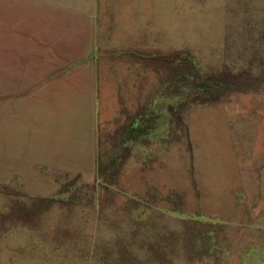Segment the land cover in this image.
Here are the masks:
<instances>
[{
	"label": "rangeland",
	"instance_id": "374dc122",
	"mask_svg": "<svg viewBox=\"0 0 264 264\" xmlns=\"http://www.w3.org/2000/svg\"><path fill=\"white\" fill-rule=\"evenodd\" d=\"M0 264H264V0H0Z\"/></svg>",
	"mask_w": 264,
	"mask_h": 264
}]
</instances>
